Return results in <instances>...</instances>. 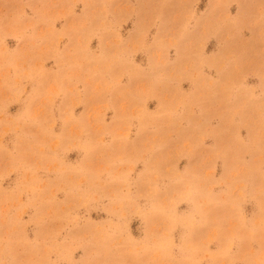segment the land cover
<instances>
[{"label":"rangeland","instance_id":"obj_1","mask_svg":"<svg viewBox=\"0 0 264 264\" xmlns=\"http://www.w3.org/2000/svg\"><path fill=\"white\" fill-rule=\"evenodd\" d=\"M55 254L264 264V0H0V264Z\"/></svg>","mask_w":264,"mask_h":264},{"label":"crops","instance_id":"obj_2","mask_svg":"<svg viewBox=\"0 0 264 264\" xmlns=\"http://www.w3.org/2000/svg\"><path fill=\"white\" fill-rule=\"evenodd\" d=\"M50 260H52L54 262H58V264H61V260L59 259V256L57 254H55V257H52Z\"/></svg>","mask_w":264,"mask_h":264}]
</instances>
